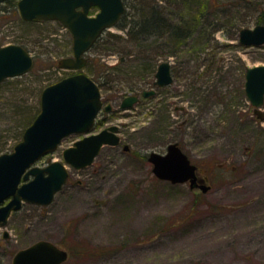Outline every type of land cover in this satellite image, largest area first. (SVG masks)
Segmentation results:
<instances>
[{
  "label": "rangeland",
  "instance_id": "rangeland-1",
  "mask_svg": "<svg viewBox=\"0 0 264 264\" xmlns=\"http://www.w3.org/2000/svg\"><path fill=\"white\" fill-rule=\"evenodd\" d=\"M220 1L222 23L239 12L235 25L264 24L259 19L264 0L258 7L252 0L241 7L235 0ZM4 4L0 1V45L26 30L31 46L72 38L55 21L24 24L17 6L4 10ZM181 8H173L176 15ZM242 28L218 30L211 47L200 53L158 55V65L169 61L173 68L168 86L155 85L158 65L145 76L134 69L109 82L103 96L112 109L99 114L101 123L92 131L117 124L121 143L103 146L92 164L75 169L65 163L63 150L82 135L71 134L38 160L41 167L63 161L69 178L51 204L26 202L12 213L0 228V264H12L18 250L41 239L69 252L64 264H264V118L245 90L247 68L264 64V44H241ZM109 30L124 34L116 26ZM118 56L105 54L102 61L114 64ZM62 57L42 54L21 81L0 88L2 153L20 141L22 120L40 104L42 90L74 71L58 65ZM152 89L154 95L143 96ZM131 94L140 100L121 109ZM171 142L180 143L198 165L209 190L153 173L148 154L165 153Z\"/></svg>",
  "mask_w": 264,
  "mask_h": 264
},
{
  "label": "water",
  "instance_id": "water-1",
  "mask_svg": "<svg viewBox=\"0 0 264 264\" xmlns=\"http://www.w3.org/2000/svg\"><path fill=\"white\" fill-rule=\"evenodd\" d=\"M94 7L98 11L91 15ZM17 8L24 20H56L70 31L73 54L61 58L58 65L75 70L86 66V54L126 12L124 0H18ZM239 42L246 46L263 45L264 24L242 28ZM34 63V56L24 46L15 43L0 46V83L29 72ZM173 80L171 63L161 62L156 71V85H168ZM245 90L255 106V113L263 119L264 112L260 108L264 105V64L247 68ZM155 93L152 89L142 94L147 97ZM139 99L138 94L128 95L120 107L129 109ZM103 105L99 84L85 72L66 76L43 89L39 114L13 150L0 154V228L7 225L13 211L19 210L24 202L42 206L51 204L69 178L70 171L65 163L81 169L94 162L103 146L121 143L117 124L92 132ZM111 108L110 104L105 106L107 111ZM71 134H82L83 137L64 149L65 163L53 161L43 167L36 165ZM124 149L130 147L125 145ZM148 161L153 165V173L161 180L174 184L189 182L192 189L199 187L204 192L210 188L201 183L203 180L199 181L198 166L178 142L169 143L165 153L151 151ZM68 258L67 250L51 240L41 239L18 250L12 264H64Z\"/></svg>",
  "mask_w": 264,
  "mask_h": 264
},
{
  "label": "trees",
  "instance_id": "trees-1",
  "mask_svg": "<svg viewBox=\"0 0 264 264\" xmlns=\"http://www.w3.org/2000/svg\"><path fill=\"white\" fill-rule=\"evenodd\" d=\"M2 1L6 3L4 8L7 7L4 10H10V8H16L18 0ZM235 1L240 7L248 5L245 3L246 0ZM220 2V0H137V2L125 0L126 12L116 24V27L123 30L124 34L106 30L90 50L89 61L85 69L96 80L104 94V91L108 90L109 82L116 76H121V74L128 76L130 71L134 69L143 76L155 72L158 65L157 57L162 53L183 57L184 52L194 54L205 51L211 47L214 35L218 30H227L230 33L234 29L242 28L239 24L235 25V19L240 20L239 12L234 16H227V19L222 23L223 12L219 9ZM249 3L258 7L263 2L252 0ZM177 6L182 8L181 12H177L176 15L173 8ZM217 14L219 17L215 19L214 16ZM173 17L176 19L173 20ZM259 19H264L262 12ZM20 20L28 25L50 22ZM55 22L62 26L60 22ZM260 22L257 21L258 24ZM27 31L16 35L11 42L21 44L29 51L35 52V66L38 64V56L44 53L66 56L72 51L71 38L66 43L59 42L57 38L54 39L57 41L54 43H46L43 40L42 42L33 41L32 43L36 46H31L25 40L31 34V31ZM105 54L119 55L118 61L114 64H107L102 61ZM22 77L6 79L0 84V88L11 82L21 81ZM39 112L40 104L24 117L20 125L22 130L19 132L17 140L22 139L25 128L33 122ZM1 146L0 153L3 151V146Z\"/></svg>",
  "mask_w": 264,
  "mask_h": 264
},
{
  "label": "flooded vegetation",
  "instance_id": "flooded-vegetation-1",
  "mask_svg": "<svg viewBox=\"0 0 264 264\" xmlns=\"http://www.w3.org/2000/svg\"><path fill=\"white\" fill-rule=\"evenodd\" d=\"M70 55H72V54H70ZM87 58H88V61H89V57H87ZM88 61H87V63H88ZM86 65H87V64H86ZM85 68H86V66H85ZM171 70H172V74H173V68H172V66H171ZM87 73H88V72H87ZM173 77H174V76H173ZM173 81H174V80H173ZM155 85H156V83H155ZM168 85H170V84H168ZM168 85H164V86H168ZM156 86H158V85H156ZM159 87H161V86H159ZM162 87H163V86H162ZM101 91H102V90H101ZM102 95H104L103 92H102ZM138 95H139V94H138ZM153 95H154V94H153ZM103 99H105L104 96H103ZM104 103H105V100H104ZM106 105H107V104H105V106H106ZM111 109H112V108H111ZM111 109L108 110V111L105 110V109H103L102 111L105 110V111L109 112V111H111ZM179 144H180V143H179ZM180 146H181V145H180ZM198 169H199V167H198ZM201 180H202V178L199 177V181H201ZM203 181H204V180H203ZM201 183H206V182L204 181V182H201ZM197 189H198V188L196 187L195 190H197Z\"/></svg>",
  "mask_w": 264,
  "mask_h": 264
}]
</instances>
